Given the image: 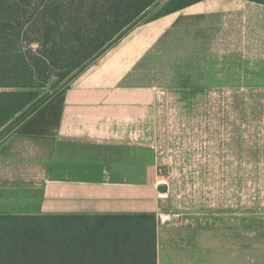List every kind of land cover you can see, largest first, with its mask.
<instances>
[{
	"label": "crops",
	"instance_id": "crops-1",
	"mask_svg": "<svg viewBox=\"0 0 264 264\" xmlns=\"http://www.w3.org/2000/svg\"><path fill=\"white\" fill-rule=\"evenodd\" d=\"M201 3L210 20L219 13L217 45L208 51L204 46L201 52L202 78L228 79L231 58L239 81L264 86V3L202 0L184 9ZM175 20L147 35L136 25L72 79L51 132H15L0 140V171L28 176L40 185L38 209L26 213L155 214L157 264H209L211 253L219 261L225 256L236 260L243 249L241 227L227 226L225 217L218 218L216 232H211L206 215L166 224L158 220L174 210L167 186L156 175L151 150L157 139V92L139 82L136 69ZM249 239H264V231L253 232Z\"/></svg>",
	"mask_w": 264,
	"mask_h": 264
},
{
	"label": "rangeland",
	"instance_id": "rangeland-1",
	"mask_svg": "<svg viewBox=\"0 0 264 264\" xmlns=\"http://www.w3.org/2000/svg\"><path fill=\"white\" fill-rule=\"evenodd\" d=\"M202 6L159 21L144 19L136 26L147 35L176 19L136 69L139 82L157 92V139L151 147L155 172L169 190L175 219L209 216L211 232H216L219 217L226 218L227 226L240 225V256L219 261L211 253L209 264H264V239H249L253 232L264 231V86L259 81H239L231 58L228 79L202 78V49L206 46L208 51L219 40L215 29L219 13L215 11L210 20ZM53 83L41 93L52 92ZM56 116L53 106L36 116L42 123L37 131H52ZM41 194L33 178L0 171V213L34 212ZM2 221L0 234L7 240L24 232L26 220ZM45 224L31 223L29 231L36 226L45 232Z\"/></svg>",
	"mask_w": 264,
	"mask_h": 264
},
{
	"label": "trees",
	"instance_id": "trees-1",
	"mask_svg": "<svg viewBox=\"0 0 264 264\" xmlns=\"http://www.w3.org/2000/svg\"><path fill=\"white\" fill-rule=\"evenodd\" d=\"M157 1L0 0V133L47 95L41 92L49 83L55 89ZM199 1L166 0L142 21ZM65 88L13 132H51L37 131L42 123L36 116L53 106L55 127ZM17 219L26 220L24 232L8 240L0 234V264H157L155 214L0 213L2 222ZM39 222L46 223L45 232L29 231Z\"/></svg>",
	"mask_w": 264,
	"mask_h": 264
},
{
	"label": "water",
	"instance_id": "water-1",
	"mask_svg": "<svg viewBox=\"0 0 264 264\" xmlns=\"http://www.w3.org/2000/svg\"><path fill=\"white\" fill-rule=\"evenodd\" d=\"M166 0H158L154 5H152L145 13H143L138 19H136L131 25H129L126 29H124L117 37H115L110 43H108L101 51H99L96 55H94L91 59H89L86 63H84L79 69L73 72L70 76H68L62 83H60L52 92L46 95L40 102H38L35 106L29 109L23 116H21L18 120L12 123L9 127H7L4 131L0 133V140L5 138L10 132H12L15 128H17L23 121L29 118L37 109H39L44 103H46L52 96H54L59 90L65 87L72 79H74L81 71H83L88 65H90L96 58H98L105 50H107L111 45L117 42L126 32L136 26L151 10L161 5Z\"/></svg>",
	"mask_w": 264,
	"mask_h": 264
},
{
	"label": "built area",
	"instance_id": "built-area-1",
	"mask_svg": "<svg viewBox=\"0 0 264 264\" xmlns=\"http://www.w3.org/2000/svg\"><path fill=\"white\" fill-rule=\"evenodd\" d=\"M175 218H176V214L171 213V214L160 215L158 217V220L160 224H166L172 222L173 220H175Z\"/></svg>",
	"mask_w": 264,
	"mask_h": 264
}]
</instances>
